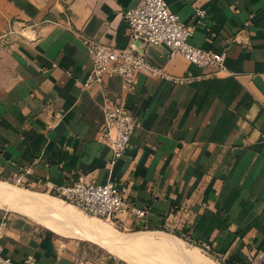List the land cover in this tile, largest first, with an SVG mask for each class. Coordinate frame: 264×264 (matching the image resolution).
<instances>
[{"label":"crops","instance_id":"1","mask_svg":"<svg viewBox=\"0 0 264 264\" xmlns=\"http://www.w3.org/2000/svg\"><path fill=\"white\" fill-rule=\"evenodd\" d=\"M165 1L194 27L193 45L227 52L226 70L136 40L153 64L193 79L140 74L130 92L120 77L85 87L83 37L128 46L123 13L138 0H0V37L13 39L15 67L0 89V180L19 185L21 176L23 187L52 196L80 180H114L149 210L147 222L125 217L127 233L167 230L210 244L224 264H248L264 250V0ZM121 99L141 125L113 161L101 133L106 107ZM0 232L2 253L17 264L28 255L36 264H125L2 206Z\"/></svg>","mask_w":264,"mask_h":264},{"label":"built area","instance_id":"2","mask_svg":"<svg viewBox=\"0 0 264 264\" xmlns=\"http://www.w3.org/2000/svg\"><path fill=\"white\" fill-rule=\"evenodd\" d=\"M198 13L205 15L206 11L199 10ZM123 15L131 40L128 46L120 48L97 42L87 36L83 37L92 61V68L84 83L85 87L103 84L108 77H120L123 81V91L130 92L135 89L140 74L162 78L175 84L188 83L193 79L191 76L172 75L164 68L153 64L146 51L136 46V40H140L143 45L163 43L169 46L171 56L180 54L200 67L226 70L227 52H216L193 45L189 39L193 35L194 27L181 21L179 15L169 8L165 0H138L137 4L124 11ZM140 125L141 122L123 99L106 107L101 138L112 149L113 161L124 154L132 135ZM17 183H23L21 176L18 177ZM47 186L50 184L47 183ZM128 190L127 186L111 179L105 183L80 180L60 187L57 196L85 213L105 219L117 227L122 226L127 216H134L142 222H147L149 210L136 205L130 198ZM183 236L192 242L188 234ZM192 243L205 253L220 261L223 260V256L215 253L210 244ZM25 262L36 264L33 255H28ZM0 264H17L2 253L1 246ZM248 264H264V250L258 251Z\"/></svg>","mask_w":264,"mask_h":264},{"label":"bare ground","instance_id":"3","mask_svg":"<svg viewBox=\"0 0 264 264\" xmlns=\"http://www.w3.org/2000/svg\"><path fill=\"white\" fill-rule=\"evenodd\" d=\"M0 206L15 211L20 210L31 217H35L37 220L42 221L45 225L60 234H75L85 239H94L110 252L121 258L127 259L132 264H154L149 263L146 259V261H142L136 258L132 253L134 249L146 247H154L158 250H163L162 253L164 251L167 253L178 252L177 255L180 254L187 263L213 264V262H211L212 260L208 257L207 260H204L197 254L190 253L191 251L187 252L182 248L183 244H181L182 247L180 245L179 247L175 246L171 237L176 238L180 242H183V240L171 236L168 233L150 231L134 233L121 232L116 227L112 226L113 224L111 222L112 225H105V223L99 222L102 221V218L98 217L97 219L95 218L97 216L82 214L73 204L67 203L60 197L17 187L16 185L14 186L2 180H0ZM33 207L38 212L32 210Z\"/></svg>","mask_w":264,"mask_h":264},{"label":"rangeland","instance_id":"4","mask_svg":"<svg viewBox=\"0 0 264 264\" xmlns=\"http://www.w3.org/2000/svg\"><path fill=\"white\" fill-rule=\"evenodd\" d=\"M13 39L10 38L9 36H5V37H0V89L1 88H4V87H7L9 86L12 82H13V79L15 77V67H14V64H13V61H12V55L10 53V46L11 44H13ZM3 181V180H2ZM7 182V181H6ZM11 183V182H9ZM13 184L14 186L16 185L15 183H11ZM17 187H21V188H25V189H28L27 187H23L22 185H16ZM31 190V189H29ZM34 191V190H33ZM39 192V191H38ZM67 202V201H66ZM69 204L72 205V203L70 202H67ZM63 204V203H62ZM75 206V205H73ZM76 207V206H75ZM6 209V208H5ZM76 209L80 210L82 214H87L85 213L84 211H82L81 209H79L78 207H76ZM10 210V209H8ZM12 210V209H11ZM32 210L38 212L37 210H35V208L33 207ZM15 211V210H13ZM18 212H21V213H24L20 210H16ZM26 214V213H24ZM39 214H43V213H39ZM27 215V214H26ZM89 215V214H88ZM29 216V215H28ZM89 216H92V215H89ZM34 219H36L35 217H32ZM98 219V217H95ZM100 218V217H99ZM37 220V219H36ZM39 221V220H37ZM41 223H43L42 221H39ZM99 222H102L103 224L105 223V225H112L109 221L105 220V219H102V221H99ZM44 224V223H43ZM114 227H116L118 230H120L121 232H130V231H125L123 228L121 227H117L115 225H112ZM166 233L170 234L171 236H175L174 233L170 232V231H167V230H164ZM74 235V236H73ZM67 236H73V237H77L78 239H85V238H82L81 236L79 235H75V234H71V235H67ZM178 236V235H176ZM180 237V236H178ZM172 238V242L173 244H175V246H178L179 245L181 246V244H183L181 247L183 249H185L187 252H190V253H193V254H197L200 258L204 259V260H207V257L210 258L213 262V264H224L220 261H218V259H216L215 257L205 253L203 250H201L197 245L193 244V243H187V242H180L178 241L176 238L174 237H171ZM181 238V237H180ZM86 240V239H85ZM87 243L89 244H92L93 248L94 249H99L101 251H108L109 253H111L112 255H115V257L117 259H120L122 262H124L125 264H132L130 263L127 259H124V258H121L120 256L110 252L109 250H107L104 246H102L99 242H97L96 240L94 239H90V240H86ZM178 247H175V248H178ZM186 247V248H185ZM197 247V248H195ZM149 249V250H148ZM156 251H154V250ZM188 249V250H187ZM195 249V250H194ZM152 250V251H151ZM144 251V252H143ZM163 250H158L154 247H146V248H139V249H134L132 251L133 255L140 259V260H144V261H148L149 263H154V264H191V263H187L186 261L183 260V258L180 256V254L177 255L178 252H173V253H167V252H163ZM138 252V253H137ZM153 252V253H152ZM198 252V253H196ZM136 253V254H135ZM200 253V255H199ZM139 254V255H138ZM150 254V255H149ZM138 255V256H137ZM175 255V256H174ZM141 256V257H140ZM151 256V257H150ZM159 256V257H158ZM144 257V258H143ZM150 257V258H149ZM157 257V258H156ZM165 257V258H164ZM169 257V258H168ZM168 258V259H167ZM179 258V259H177ZM146 259V260H145ZM176 260V261H175Z\"/></svg>","mask_w":264,"mask_h":264}]
</instances>
